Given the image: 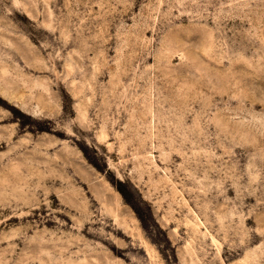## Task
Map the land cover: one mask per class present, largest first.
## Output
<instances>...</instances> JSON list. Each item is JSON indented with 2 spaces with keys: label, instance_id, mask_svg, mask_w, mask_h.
Listing matches in <instances>:
<instances>
[{
  "label": "rangeland",
  "instance_id": "rangeland-1",
  "mask_svg": "<svg viewBox=\"0 0 264 264\" xmlns=\"http://www.w3.org/2000/svg\"><path fill=\"white\" fill-rule=\"evenodd\" d=\"M0 264H264V0H0Z\"/></svg>",
  "mask_w": 264,
  "mask_h": 264
},
{
  "label": "bare ground",
  "instance_id": "bare-ground-1",
  "mask_svg": "<svg viewBox=\"0 0 264 264\" xmlns=\"http://www.w3.org/2000/svg\"><path fill=\"white\" fill-rule=\"evenodd\" d=\"M73 160V159H72ZM74 161V160H73ZM75 164V163H74ZM77 165V164H76ZM75 166V165H74ZM76 167V166H75ZM84 169V168H83ZM79 170V169H78ZM82 172H83V170H82ZM85 173H86V171H85ZM84 177V176H83ZM85 179V178H84ZM89 180H90V178H89Z\"/></svg>",
  "mask_w": 264,
  "mask_h": 264
}]
</instances>
